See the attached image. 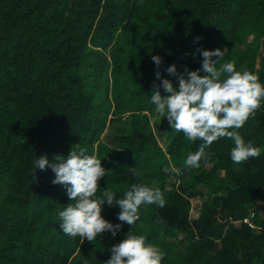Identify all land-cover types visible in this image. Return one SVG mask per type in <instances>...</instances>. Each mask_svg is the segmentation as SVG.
<instances>
[{"label": "trees", "instance_id": "1", "mask_svg": "<svg viewBox=\"0 0 264 264\" xmlns=\"http://www.w3.org/2000/svg\"><path fill=\"white\" fill-rule=\"evenodd\" d=\"M224 47L221 63L264 84V0H0V264H106L130 231L161 248L162 264H264V101L237 130L261 155L235 164L224 137L199 168L184 161L202 141L173 131L151 102L161 82L153 56L178 87L167 67L198 70V49ZM77 144L112 169L97 196L154 185L164 206L142 205L129 225L105 202L102 216L122 223L115 236L81 243L65 235L59 212L75 202L35 161ZM252 211L255 227L244 222Z\"/></svg>", "mask_w": 264, "mask_h": 264}, {"label": "clouds", "instance_id": "2", "mask_svg": "<svg viewBox=\"0 0 264 264\" xmlns=\"http://www.w3.org/2000/svg\"><path fill=\"white\" fill-rule=\"evenodd\" d=\"M200 39L197 37V41ZM197 51L203 57L200 69L192 71L185 68L183 73H178L175 64L165 69L169 75L177 77L178 87H174L171 80L162 79L159 71L162 57H152L157 66L156 79L161 81L159 84L154 82L151 96L155 113L166 117L172 130L182 132L189 141H202L198 150L187 156L184 167L199 168L206 149L224 137L234 142L230 153L233 163L242 164L249 158L259 157L261 149L251 142L246 143L237 130L253 118L261 107L264 84L253 72L237 70L234 62L221 63L227 49ZM201 72L205 74L201 75ZM161 88L170 95L162 96ZM35 166L39 170L51 168L55 173L52 183L63 185L69 199L75 202L59 212L60 228L69 237L79 236L81 243L85 239L92 242L105 232L115 236L121 230L122 223L113 224L102 216L105 202L109 206L117 205L121 209L119 221L129 225H135L140 219L142 205L156 204L163 207L165 204L161 190L154 185L133 184L121 199H116V193L108 187L101 196H97L101 188L100 180L109 175L112 169H106L95 154L89 155L87 149L79 144L74 145L67 156L56 155L52 161L44 154L38 157ZM131 171L133 175H139L135 167ZM163 171L167 173L169 168ZM171 171L179 174L181 170L173 167ZM254 218L255 214L252 227L257 225ZM111 252L106 264H162L165 257L159 246L148 242L144 235H136L132 231L114 245Z\"/></svg>", "mask_w": 264, "mask_h": 264}, {"label": "rangeland", "instance_id": "3", "mask_svg": "<svg viewBox=\"0 0 264 264\" xmlns=\"http://www.w3.org/2000/svg\"><path fill=\"white\" fill-rule=\"evenodd\" d=\"M253 35H250L249 39H252ZM225 49V47H224ZM259 63H260V59H259ZM257 76L258 74L255 73ZM163 117H158L159 120H161ZM165 122L167 123L168 120L166 119ZM168 129L170 130V128L168 127ZM172 135L171 131L168 133V136L170 137ZM222 172V171H221ZM172 179V177L170 178ZM173 182L171 180H169V182L167 183V188H172ZM192 216L194 217H198L200 215V209H201V199L195 197L192 199Z\"/></svg>", "mask_w": 264, "mask_h": 264}, {"label": "built area", "instance_id": "4", "mask_svg": "<svg viewBox=\"0 0 264 264\" xmlns=\"http://www.w3.org/2000/svg\"><path fill=\"white\" fill-rule=\"evenodd\" d=\"M254 212H252L249 216H247L244 220L248 222L251 226H254L253 222Z\"/></svg>", "mask_w": 264, "mask_h": 264}]
</instances>
